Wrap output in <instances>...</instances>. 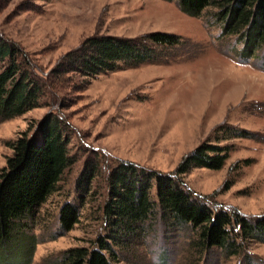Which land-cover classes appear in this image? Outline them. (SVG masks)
Instances as JSON below:
<instances>
[{"label": "rangeland", "instance_id": "obj_1", "mask_svg": "<svg viewBox=\"0 0 264 264\" xmlns=\"http://www.w3.org/2000/svg\"><path fill=\"white\" fill-rule=\"evenodd\" d=\"M213 12L210 7L192 17L176 0H0V35L39 75L95 33L138 37L160 31L186 41L155 49L154 62H123L84 84L71 77L46 103L0 120V169L10 142L21 132L40 139L37 123L51 111L69 121L75 159L27 223L38 240L31 262L0 252V264H58L64 250L88 246L103 233L108 167L125 160L168 174L203 142L227 146L228 159L220 169L191 168L181 176L184 186L214 212L235 211L251 220L264 214V44L248 53L236 36L221 35ZM88 159L101 168L88 187L80 186ZM65 202L80 211L69 231L58 222ZM153 227L144 239L126 238L116 264H264L263 234L241 241L239 254L227 257L219 248L198 252L184 226L159 221Z\"/></svg>", "mask_w": 264, "mask_h": 264}, {"label": "trees", "instance_id": "obj_2", "mask_svg": "<svg viewBox=\"0 0 264 264\" xmlns=\"http://www.w3.org/2000/svg\"><path fill=\"white\" fill-rule=\"evenodd\" d=\"M176 3L181 12L192 17L212 7L215 21L221 24V35L236 36L248 53L264 44V0ZM184 42L179 35L160 31L138 37L95 33L61 55L45 75H39L20 58L17 46L0 35V120L46 103L45 99L63 90L71 77L84 78V84L86 79L114 71L123 62H154L155 49L168 51ZM82 87L76 86L75 90ZM36 134L40 139L21 132L11 141V154L0 169V252L13 261L20 257L25 263L31 262L38 242L27 223L35 221L40 207L57 190L64 171L75 160L69 148L71 125L62 114L46 113L37 123ZM228 155L227 146L203 142L183 156L168 174L130 161L114 163L107 168L106 197L100 206L103 233L88 246L64 250L57 263H119L125 239H144L159 221L169 227L189 229L200 253L219 248L227 257L238 255L241 241L264 235V214L251 220L235 211L214 212L184 186L181 178L193 167L220 169ZM100 165L88 159L78 184L88 187L98 176ZM79 217L75 205L63 203L58 213L60 228L71 230Z\"/></svg>", "mask_w": 264, "mask_h": 264}]
</instances>
